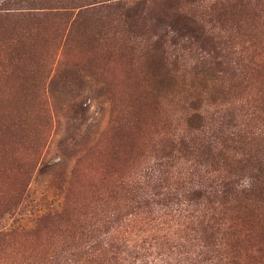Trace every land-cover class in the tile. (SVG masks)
<instances>
[{"label":"rangeland","instance_id":"rangeland-1","mask_svg":"<svg viewBox=\"0 0 264 264\" xmlns=\"http://www.w3.org/2000/svg\"><path fill=\"white\" fill-rule=\"evenodd\" d=\"M0 264H264V0H0Z\"/></svg>","mask_w":264,"mask_h":264},{"label":"trees","instance_id":"trees-1","mask_svg":"<svg viewBox=\"0 0 264 264\" xmlns=\"http://www.w3.org/2000/svg\"><path fill=\"white\" fill-rule=\"evenodd\" d=\"M196 117H198V115L197 116H194L195 119H196Z\"/></svg>","mask_w":264,"mask_h":264}]
</instances>
